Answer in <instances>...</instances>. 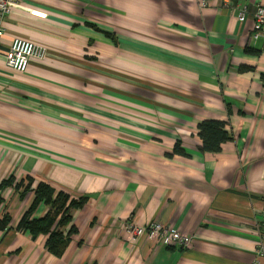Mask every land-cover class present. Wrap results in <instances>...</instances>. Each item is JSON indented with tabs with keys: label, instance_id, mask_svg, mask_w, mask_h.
Returning <instances> with one entry per match:
<instances>
[{
	"label": "crops",
	"instance_id": "obj_1",
	"mask_svg": "<svg viewBox=\"0 0 264 264\" xmlns=\"http://www.w3.org/2000/svg\"><path fill=\"white\" fill-rule=\"evenodd\" d=\"M225 1L20 0L7 14L0 184L31 176L87 199L71 210L76 231L55 255L47 235L16 228L33 194L0 188V219L11 216L0 264H264V50L252 38L264 0ZM17 36L48 52L23 73L5 65ZM205 119L227 121L233 135L219 152L198 149ZM177 142L184 154H172ZM48 209L41 203L33 216ZM152 221L190 244L128 237L127 223Z\"/></svg>",
	"mask_w": 264,
	"mask_h": 264
},
{
	"label": "trees",
	"instance_id": "obj_2",
	"mask_svg": "<svg viewBox=\"0 0 264 264\" xmlns=\"http://www.w3.org/2000/svg\"><path fill=\"white\" fill-rule=\"evenodd\" d=\"M198 135L201 139L199 146L200 152L216 153L221 151L222 146L227 141L233 139V135L227 129V121L220 119H205L198 123ZM172 154H184L180 142L175 144ZM169 154V155H172ZM14 186V188L24 196L27 192L33 194V199L27 210L21 217L17 229L29 232L34 238L40 234L47 235L46 247L55 255H61L66 248L70 237L75 228L71 226V210L81 207L86 202V197L79 199L71 198L64 191H56L51 185L44 181H39L34 186V179L27 176L24 179L17 180L12 175L3 180L0 188ZM2 197H0V202ZM44 203L49 209L42 217H34L38 206ZM11 216L4 214L0 219V229L5 230L9 227ZM70 225L68 231L64 229Z\"/></svg>",
	"mask_w": 264,
	"mask_h": 264
},
{
	"label": "built area",
	"instance_id": "obj_3",
	"mask_svg": "<svg viewBox=\"0 0 264 264\" xmlns=\"http://www.w3.org/2000/svg\"><path fill=\"white\" fill-rule=\"evenodd\" d=\"M20 0H0V39L5 35L4 19L9 12L19 5ZM228 6V0L224 2ZM237 18L239 21H245L248 14V6L240 5L238 7ZM30 14L40 18H46L47 13L37 9H30ZM253 31L252 38L254 40L262 41V48L264 50V6L257 5L253 11ZM48 55L47 48L30 39L23 37H14L8 50L5 53V65L11 71L23 73L29 67L32 59L43 60ZM126 231L129 238L140 235L146 231L148 234L157 240L168 245H179L181 247H188L192 237L188 234H183L173 228L171 224H165L160 221H152L147 225H138L134 222L126 224ZM259 243L256 249V254L259 257L264 256V219L258 225ZM259 259L257 263H259Z\"/></svg>",
	"mask_w": 264,
	"mask_h": 264
}]
</instances>
